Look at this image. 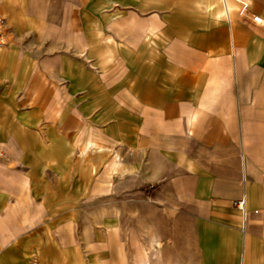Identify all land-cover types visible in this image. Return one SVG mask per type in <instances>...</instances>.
<instances>
[{
	"label": "crops",
	"instance_id": "crops-1",
	"mask_svg": "<svg viewBox=\"0 0 264 264\" xmlns=\"http://www.w3.org/2000/svg\"><path fill=\"white\" fill-rule=\"evenodd\" d=\"M253 16L264 0H0V264H110L75 226L90 174L158 185L179 264H264Z\"/></svg>",
	"mask_w": 264,
	"mask_h": 264
},
{
	"label": "rangeland",
	"instance_id": "rangeland-1",
	"mask_svg": "<svg viewBox=\"0 0 264 264\" xmlns=\"http://www.w3.org/2000/svg\"><path fill=\"white\" fill-rule=\"evenodd\" d=\"M88 177L89 188L94 186L88 191V200L83 206L82 224L75 226L81 227L82 233L87 235L90 253H93L95 243H102L117 255L108 258L110 264H141L144 260L150 264L158 258L157 252L164 249L166 255L160 254V257L165 256L170 264H179L177 255H173L172 244V239L180 235L177 225H173L177 209L160 206L163 196L156 195L158 185L136 188L131 175L118 174L111 179V186L104 185L106 190L98 192L94 188L97 175ZM105 179L109 182V176ZM160 233L162 238L158 237ZM184 253H187L188 263L194 260L192 248Z\"/></svg>",
	"mask_w": 264,
	"mask_h": 264
},
{
	"label": "built area",
	"instance_id": "built-area-1",
	"mask_svg": "<svg viewBox=\"0 0 264 264\" xmlns=\"http://www.w3.org/2000/svg\"><path fill=\"white\" fill-rule=\"evenodd\" d=\"M252 20L255 23L264 25V21H262V19L258 16H253ZM7 44H8V41H7V25H6V22L4 21V19L0 18V49L5 47ZM232 206L241 213L243 220H245V213L246 212H245V199H244V197H241L237 200H234L232 202Z\"/></svg>",
	"mask_w": 264,
	"mask_h": 264
}]
</instances>
